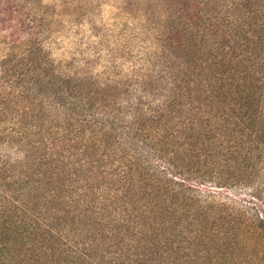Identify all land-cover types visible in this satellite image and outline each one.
Here are the masks:
<instances>
[{
	"label": "trees",
	"instance_id": "1",
	"mask_svg": "<svg viewBox=\"0 0 264 264\" xmlns=\"http://www.w3.org/2000/svg\"><path fill=\"white\" fill-rule=\"evenodd\" d=\"M200 3L207 56L200 46L197 71L154 113L99 116L72 92L46 96L49 107L30 90L0 95V147L24 154L0 151V264H239V251L263 253L264 215L211 189L250 182L264 156V0Z\"/></svg>",
	"mask_w": 264,
	"mask_h": 264
},
{
	"label": "rangeland",
	"instance_id": "2",
	"mask_svg": "<svg viewBox=\"0 0 264 264\" xmlns=\"http://www.w3.org/2000/svg\"><path fill=\"white\" fill-rule=\"evenodd\" d=\"M201 4L0 0V95L30 90L35 104L49 107L55 101L46 96L72 92L99 116L120 110L134 120L154 113L165 106L175 82L188 80L191 68L197 71L200 46L207 56L210 38L195 39L201 16L207 23L209 7ZM0 151L24 158L16 146L4 145ZM211 190L236 207L264 215V156L250 182ZM263 253L251 247L236 259L262 264Z\"/></svg>",
	"mask_w": 264,
	"mask_h": 264
}]
</instances>
